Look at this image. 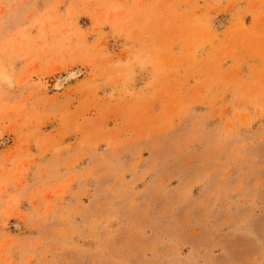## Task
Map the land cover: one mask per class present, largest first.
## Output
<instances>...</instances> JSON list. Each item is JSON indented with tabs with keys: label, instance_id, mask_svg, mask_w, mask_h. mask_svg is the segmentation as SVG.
Segmentation results:
<instances>
[{
	"label": "rangeland",
	"instance_id": "374dc122",
	"mask_svg": "<svg viewBox=\"0 0 264 264\" xmlns=\"http://www.w3.org/2000/svg\"><path fill=\"white\" fill-rule=\"evenodd\" d=\"M0 264H264V0H0Z\"/></svg>",
	"mask_w": 264,
	"mask_h": 264
}]
</instances>
